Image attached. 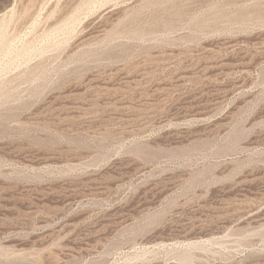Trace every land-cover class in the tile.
<instances>
[{
	"label": "rangeland",
	"instance_id": "obj_1",
	"mask_svg": "<svg viewBox=\"0 0 264 264\" xmlns=\"http://www.w3.org/2000/svg\"><path fill=\"white\" fill-rule=\"evenodd\" d=\"M0 264H264V0H0Z\"/></svg>",
	"mask_w": 264,
	"mask_h": 264
}]
</instances>
